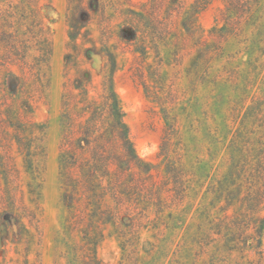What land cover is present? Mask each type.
<instances>
[{"label": "rangeland", "instance_id": "rangeland-1", "mask_svg": "<svg viewBox=\"0 0 264 264\" xmlns=\"http://www.w3.org/2000/svg\"><path fill=\"white\" fill-rule=\"evenodd\" d=\"M113 1L123 7L145 4V9L152 2ZM182 1L189 7L195 0ZM203 1L194 39L161 45L158 56L149 49L146 60L115 51L120 64L115 89L124 120L136 153L158 173L155 180L162 199L154 195L136 209L124 207L120 220L104 226V238L97 245L103 264H264V256L259 262L247 250H228L210 229L214 225L210 220L229 222L253 215L262 220L264 248V206L250 209L241 198L227 202L217 190L230 148L264 147V0ZM38 9L51 36L52 55L48 84L34 111L46 130L39 222L37 229L30 228L29 258L40 264H64L60 255L67 211L60 200L57 155L68 42L66 0H39ZM95 35L93 25L91 36ZM92 66L98 71V56ZM11 69L20 72L15 65ZM173 162L188 186L178 196L172 170L166 172ZM5 234L0 227V257ZM7 250L11 261L6 264H16L22 246L20 254Z\"/></svg>", "mask_w": 264, "mask_h": 264}, {"label": "trees", "instance_id": "trees-1", "mask_svg": "<svg viewBox=\"0 0 264 264\" xmlns=\"http://www.w3.org/2000/svg\"><path fill=\"white\" fill-rule=\"evenodd\" d=\"M38 1L0 0V227L6 232L1 236L0 264L11 261L7 247L20 254L21 246L16 264H40L29 258L30 228L37 229L39 222L46 124L35 119L34 111L48 84L52 41ZM151 1L150 9H145V4L123 7L113 0H66L68 42L57 155L60 200L67 211L60 255L64 264H103L97 245L104 238V226L120 220L124 207L136 209L154 195L162 199L155 180L158 173L136 153L124 120L115 89L120 68L115 51L146 60L149 49L158 56L161 45L194 39L197 15L206 2L195 0L186 7L182 0ZM94 56L101 60L98 71L92 66ZM228 152L218 180L219 198L224 196L227 202L241 198L250 209L264 206V147L249 150L240 145ZM171 170L178 196L188 186L175 162L166 172ZM210 222L211 232L228 250L240 248L263 260L261 219L244 215L241 220Z\"/></svg>", "mask_w": 264, "mask_h": 264}]
</instances>
